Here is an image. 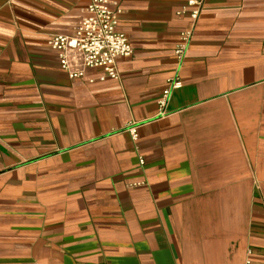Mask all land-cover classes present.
<instances>
[{"label":"crops","instance_id":"0c3cea01","mask_svg":"<svg viewBox=\"0 0 264 264\" xmlns=\"http://www.w3.org/2000/svg\"><path fill=\"white\" fill-rule=\"evenodd\" d=\"M108 1L100 80L47 43L91 0H0V264H264V0Z\"/></svg>","mask_w":264,"mask_h":264},{"label":"built area","instance_id":"2783aa9c","mask_svg":"<svg viewBox=\"0 0 264 264\" xmlns=\"http://www.w3.org/2000/svg\"><path fill=\"white\" fill-rule=\"evenodd\" d=\"M205 0H187L190 8V18L195 21L203 9ZM120 9L108 0H91L87 8V16L81 19L70 34H54L48 40V45L57 52L60 68L71 79L82 78L88 69H100V80L107 77L117 78L116 60L118 57H128L133 49L128 36L118 29V14ZM182 10L177 11L180 14ZM191 35V29L180 32L174 53L181 60ZM181 86L176 75L169 79L157 101L160 113L168 103L173 89ZM133 138L136 132L131 129ZM104 264V263H102ZM242 264H256L246 260Z\"/></svg>","mask_w":264,"mask_h":264}]
</instances>
